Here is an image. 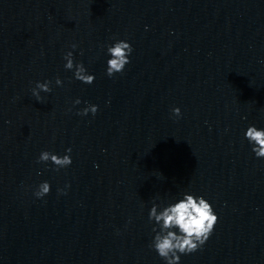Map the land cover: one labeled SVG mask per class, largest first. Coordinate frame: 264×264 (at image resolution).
Listing matches in <instances>:
<instances>
[{"label": "clouds", "instance_id": "clouds-1", "mask_svg": "<svg viewBox=\"0 0 264 264\" xmlns=\"http://www.w3.org/2000/svg\"><path fill=\"white\" fill-rule=\"evenodd\" d=\"M72 47L75 48L76 45H72ZM107 52L111 58L107 61L106 74L112 77L116 73H121L125 66L130 63L129 56L132 47L128 42L118 40L108 47ZM64 59L67 61L66 69L75 68L76 79L86 84L94 82L95 77L86 73L82 63L74 65L72 52H67ZM55 83L61 85L62 81L57 78ZM50 84L51 81L36 84L32 94L37 101L42 100L40 91H52ZM74 103L79 104L80 100L77 99ZM97 111L98 106L89 105L80 114L87 115L91 112L95 115ZM172 111L175 116L180 115L179 108H174ZM245 138L252 145V151L256 157L264 158V129L250 125L245 132ZM66 151L70 153L71 149ZM49 160L57 167V170L72 163L69 155L61 157L48 151L41 152L37 162H48ZM49 192L50 184L45 181L39 185L35 195L42 198ZM149 220L154 221L155 225L159 227V231L153 227L155 236L151 247L166 261V264H179L180 254L194 253L207 241L218 222V216L215 214L211 203L203 196L184 192L182 198L167 205L154 202L149 211Z\"/></svg>", "mask_w": 264, "mask_h": 264}]
</instances>
